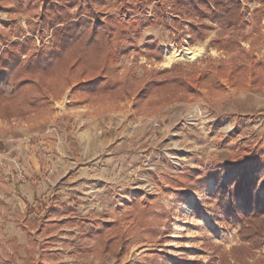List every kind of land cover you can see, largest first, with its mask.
I'll return each instance as SVG.
<instances>
[{
  "label": "rangeland",
  "instance_id": "374dc122",
  "mask_svg": "<svg viewBox=\"0 0 264 264\" xmlns=\"http://www.w3.org/2000/svg\"><path fill=\"white\" fill-rule=\"evenodd\" d=\"M164 2L165 0L143 2L140 4L141 10L134 14L121 9L125 4L123 0H109L105 7V0L95 3V8L104 15L103 19L111 16L115 28L99 73L72 80L70 83L73 85L67 84L63 91L64 93L69 86L74 92L71 97L68 96L69 102L61 108V105L57 106L59 101L64 100L62 93L52 101L50 113L43 117L0 121L11 126L52 123L55 130L51 137L64 156L71 159L80 157L82 166L95 160V167L91 171H83L79 193L68 196L81 216L98 217L102 222L112 221V213L119 212L134 196L152 193L155 194L153 206L158 208L161 203L167 204L173 197L172 193L165 192L162 188L164 175H174L188 167L204 169L219 165L230 156L232 148L240 144L264 146V70L254 72L255 61L264 59V14L260 17L255 14V9L260 4L264 5V0L242 2L243 18L240 25L249 26L248 20L254 17L258 22L247 35H229L248 37L241 41L242 58L232 62L228 53L209 44L211 37H229H210L212 30L220 28L210 30L204 41L190 44L187 31L190 20L172 15L168 7L163 5ZM112 4L114 9L110 7ZM11 6L10 4L8 7ZM160 6H164V23L159 24L156 12ZM12 15L16 19L17 28L11 29V33L29 30L26 22L28 10H18ZM146 18L153 23V27L145 22ZM0 20H7L4 9H0ZM141 21L147 25L143 29L140 28ZM175 21L178 24H174ZM0 28L10 29L4 28L1 22ZM254 28L260 29L261 35L258 41L250 43V34ZM32 36L34 45L21 55L22 59H28L37 48L49 49L52 45L50 31L40 29ZM148 38L157 40L162 55L160 60L145 55L143 44ZM122 47L127 50L120 54ZM187 51H195L197 55L193 59L186 58L184 55ZM165 54L178 56L166 65ZM173 63L182 64L190 72L186 79L195 88V94L186 95L183 100L148 106H136L134 99L121 103L105 98L93 102L84 100L81 86L97 77L116 82L132 73L141 76L144 68L169 67ZM248 64L249 70L246 71ZM243 69L245 75L240 77ZM211 72L218 77L222 73L229 74L227 85L230 90L226 96L219 94L220 86ZM204 75L207 77L202 79ZM54 80L65 82L60 77H54L52 81ZM226 89L227 87L222 91ZM124 108L127 110L123 111ZM66 117H69V121L65 122ZM39 141L45 143L52 156L49 160L54 161V151L47 146L46 135L37 140L36 145ZM37 150L43 154L39 156V164L44 159L49 164V160L46 161L44 157L45 151ZM39 168L38 173L34 174L39 177V181H43L45 188L32 202V206L35 216L41 218V213L45 211V219L47 215L52 218L57 213L61 214L63 208L54 207L59 180L55 179L53 171L50 176L41 164ZM213 189L214 181L209 179L204 191L189 192L182 206L175 210L165 242L170 257L161 260L162 264H210L208 260L211 251L204 248L203 243L219 244L227 251L240 242L239 224L227 216L215 217L209 211V191ZM260 195L264 196V188L260 190ZM66 222V219L56 221L55 224L51 222L46 229L47 233H53V237L45 239L46 246L51 242L49 253L43 257L46 263L146 264L147 252L152 247L143 240L138 226H133L129 248L121 257L115 259L105 256L97 260L78 257L69 245L65 247L67 244L63 241L75 240L79 235L77 226L70 227ZM62 233L65 236L58 237ZM53 238L57 240L52 242ZM57 243L60 247L55 250L57 253L54 256L52 246L58 245Z\"/></svg>",
  "mask_w": 264,
  "mask_h": 264
},
{
  "label": "trees",
  "instance_id": "16d2710c",
  "mask_svg": "<svg viewBox=\"0 0 264 264\" xmlns=\"http://www.w3.org/2000/svg\"><path fill=\"white\" fill-rule=\"evenodd\" d=\"M102 1L0 0V9L7 12V20L0 22L4 28H10H0V121L43 117L50 113L52 101L62 95L72 80L99 73L115 30L111 16L103 19L104 15L95 8V3ZM150 1L123 0L121 9L134 14L141 10V3ZM243 1L247 0H165L163 5L172 15L190 20L188 41L193 44L204 41L214 28L228 30L239 26ZM164 6L157 7L159 24L164 23ZM18 10H28L29 30L11 33V29L17 28L12 14ZM255 14L258 17L264 14L263 4L255 9ZM146 26L140 22L141 29ZM40 29L50 31L52 45L49 49L37 48L28 59H22L21 55L34 45L32 35ZM252 33L250 43L259 40L261 31L254 28ZM247 38L217 36L211 37L209 44L228 53L232 62L242 58L241 41ZM143 49L146 56L161 59L155 38H148ZM126 50L122 47L120 54ZM189 74L182 64L173 63L169 67L144 68L141 76L132 73L116 82L97 77L84 83L81 90L84 100L90 102L105 98L114 103L134 99L136 106L166 104L195 94V88L186 79ZM54 77L65 82L52 81ZM163 179V190L173 194L167 204L155 208L152 193L134 196L119 212L112 213V221L70 216L66 225L77 226L79 235L75 240L63 241L65 247L69 245L81 258L118 259L128 250L136 225L143 240L152 247L147 252L146 264H162L161 260L170 257L165 242L175 210L182 206L189 192L201 193L207 188V181L213 179L215 189L209 191L208 209L215 217L227 216L239 224L240 242L227 251L219 244L203 243L211 251L208 262L264 264V196L260 195L264 188V146L240 144L219 165L204 169L188 167L174 175L166 174Z\"/></svg>",
  "mask_w": 264,
  "mask_h": 264
},
{
  "label": "crops",
  "instance_id": "0c3cea01",
  "mask_svg": "<svg viewBox=\"0 0 264 264\" xmlns=\"http://www.w3.org/2000/svg\"><path fill=\"white\" fill-rule=\"evenodd\" d=\"M108 4L109 0H105V5H103V7ZM110 7H112V9L115 8L113 4L110 5ZM145 22L153 27V23H151L148 18L145 19ZM248 22H250L249 26L242 24L229 30L214 29L210 37L221 35L227 38L230 34L247 35L258 20L254 17L249 19ZM262 42V44H264V32L262 33ZM248 66L249 64L246 65V71L249 70ZM254 68H256V70H254L255 73L264 70V59L255 61ZM245 69L241 70L240 77L245 75ZM227 71L230 73L229 70ZM228 75L227 73H222V76L218 77L215 76V73L211 72V76L217 78V82L220 86L219 94H224V96H226L230 90L227 85ZM70 85H73V83H70L69 86ZM69 86L62 95L64 98L68 96L71 97L74 93H72ZM225 87H227V89L222 91ZM125 110L127 109L124 108L123 111ZM66 121H69V117L65 118V122ZM54 130L55 125L52 126V123L41 126L33 125L32 123L20 126L0 123V160L2 161L0 170V264H48L43 257L49 253L51 242L47 243L46 246L45 239H49L50 236L53 237V233H47V227L51 222L55 224L56 221H63V219H67L70 216H81L79 215V209L74 207L68 200V196L79 193V181L82 180L83 171L84 169H90L91 171L92 168L95 167V160H92L88 165L85 164V166H82L83 161H81L80 157L79 159H77V157L71 159L64 156L59 146L55 144V140L51 137ZM45 135L48 141L47 146L54 151V161L52 159L49 160L52 156L48 158L44 155L46 161L49 160V164L44 161L45 159L40 164L41 167L47 166L50 168L55 174V179L59 180V184L57 185V201L54 207H63L61 209V214L57 213L52 218H48L47 215L46 219L44 214L45 211L41 213V218L35 216L32 206V202L40 196L45 188L43 181H39V177H35L34 174L35 172L38 173V169H40L39 156L43 155L41 151L37 150L36 141L42 139V136ZM16 160H22L24 164L27 165L28 178L24 182H15L8 176ZM54 189L53 194L55 192ZM60 192L63 193L61 194ZM60 194L61 197H59ZM72 206L74 208H72ZM48 213L49 210L47 211V214ZM34 218L36 220H34ZM75 234H77V231H75ZM62 236H65V234L62 233V235L58 237ZM56 240V238H53L52 242ZM58 247L60 246H52V252H54L52 254L54 256H56L57 251L55 250Z\"/></svg>",
  "mask_w": 264,
  "mask_h": 264
},
{
  "label": "built area",
  "instance_id": "2783aa9c",
  "mask_svg": "<svg viewBox=\"0 0 264 264\" xmlns=\"http://www.w3.org/2000/svg\"><path fill=\"white\" fill-rule=\"evenodd\" d=\"M68 102H69V98L66 97V98H64L63 101H59V103H57V106L61 105L60 106V108H61L63 105L67 104ZM155 125H157V123ZM37 147H38V149L45 151V157L49 158L51 156L50 151L46 148L45 143L39 141V142H37ZM1 166H2V161L0 160V170H1ZM43 168L46 170V173L48 175H50L52 170L50 168H48L47 166H44ZM8 176L12 180H14L15 182L26 181L28 178V175H27V169H26L25 164L22 163L20 160H16L14 163V167H13L12 171L10 173H8ZM56 246H59V243Z\"/></svg>",
  "mask_w": 264,
  "mask_h": 264
},
{
  "label": "bare ground",
  "instance_id": "6f19581e",
  "mask_svg": "<svg viewBox=\"0 0 264 264\" xmlns=\"http://www.w3.org/2000/svg\"><path fill=\"white\" fill-rule=\"evenodd\" d=\"M195 55H197V52H195V51H187L186 53H185V57L186 58H190V59H193L192 57H194ZM178 55L177 54H174V55H170V54H165V57H166V62H165V64L166 65H169L170 63H171V61H173V59L175 58V57H177Z\"/></svg>",
  "mask_w": 264,
  "mask_h": 264
}]
</instances>
